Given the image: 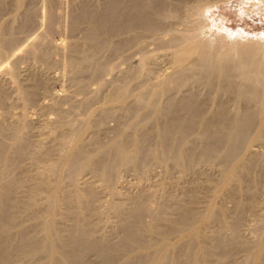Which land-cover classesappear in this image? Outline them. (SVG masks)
Segmentation results:
<instances>
[{"label": "bare ground", "instance_id": "6f19581e", "mask_svg": "<svg viewBox=\"0 0 264 264\" xmlns=\"http://www.w3.org/2000/svg\"><path fill=\"white\" fill-rule=\"evenodd\" d=\"M4 1L0 6L7 5ZM45 1L41 16L51 31L56 0ZM210 1L72 3L68 24L81 37L67 45L61 41L56 48L64 52L69 76L84 96L69 112H58L53 124L56 143L37 146L25 131L26 122L0 118V264H92L88 252L100 264H213V253H224L238 240V228L226 222L222 206L212 203L201 211L193 207L202 187L197 182L191 194L175 198L174 206L155 201L142 188L121 193L116 187L119 170L140 177L151 164H160L167 172L189 173L200 163L218 160L220 177L206 178L212 196L229 187L242 195L258 180L254 168L264 169V154L247 152L250 142L264 134V46L248 38L225 47L221 38H207L196 8ZM13 5L12 20L0 23V62L13 55L14 29L30 28L37 13L34 0H15ZM176 23L183 27L176 29ZM148 42L168 60L170 71L161 78L155 74ZM130 46L139 55L136 64L121 52ZM25 50L51 62L46 43ZM115 54L126 65L103 94L101 75L110 70ZM5 72L23 103L33 102L41 81L33 77L26 87L17 81L14 66ZM91 80L98 87L88 94ZM2 92L0 86V108L5 103ZM99 98L102 103L92 108ZM81 109L87 111L83 118L69 116ZM111 117L117 125L108 128L105 122ZM22 157L41 170L31 173L21 167ZM84 172L101 188L84 177L79 181ZM102 191L108 195L105 202ZM236 205L237 212L246 206ZM109 214L115 224L102 233L99 221ZM211 222L229 230L230 236L219 241V235H208L202 227ZM114 233L117 240L112 239ZM247 258L244 264H264V234Z\"/></svg>", "mask_w": 264, "mask_h": 264}, {"label": "rangeland", "instance_id": "374dc122", "mask_svg": "<svg viewBox=\"0 0 264 264\" xmlns=\"http://www.w3.org/2000/svg\"><path fill=\"white\" fill-rule=\"evenodd\" d=\"M78 1L79 0H56L54 8V28L51 31H47V19H43L41 16V14L44 13L46 1L34 0L37 13L33 25L26 30L14 29L13 35L17 39V43L11 49L13 55L3 58L0 62V86L3 91L2 96L4 95L3 98L5 102L3 107L0 108V118H2L4 122L8 120L7 123L26 122L28 125L25 131L30 135V140L32 142L34 141V144L37 146L49 147L56 143V131L54 130L53 124L57 120L58 112H69L70 107L76 105L84 96V93L78 89L77 85L69 76V71L65 66L64 52L56 48L58 44L60 45L61 41H63V44L67 45L81 37V32L78 31V29L72 31L68 24L70 6L72 3L74 4ZM4 2H7V5L4 3V6H0V23L12 20V6H14L13 3L15 0H5ZM195 2L196 1H192L189 4H194L195 6ZM196 10L199 16L201 15V18L203 17L201 19L202 31L207 38H221L225 47L229 46L230 43L234 41L243 42L248 40V38L257 40L262 47L264 46V0H211L205 6H199ZM18 18L19 16L15 18V21L18 20ZM174 26L178 30L183 27L180 23H176ZM41 42L46 43L50 51L49 60H51V62L47 63L39 57H33L25 53L27 47L41 44ZM152 44V42H148L146 49L153 53L155 61L154 67L156 68L155 74L158 78H161L170 71L169 63L167 62L168 60L162 56L163 54L160 52L161 49L157 51L155 45ZM121 52L129 55L128 61L132 64L138 63L139 55L136 52L135 46L126 47ZM112 57L110 58L111 61H108L112 67L101 75L104 84L102 86L103 90H101L103 94L109 90L111 81L119 76V70L123 69L126 65L123 63L122 56H116L115 54L114 57ZM11 66H14L17 81L22 86L30 87L33 83V77L41 81L36 88L35 97L33 102L30 103L31 105L23 103L16 90L15 83L5 72V69ZM97 87L96 81L91 80L88 82L86 91L88 94L93 93ZM101 103L102 99L99 98V100L92 103L91 106L93 108ZM4 110L6 111L3 112ZM115 111L119 114L118 110ZM86 112L87 111L81 109L75 113H69V116L72 118H83ZM1 113L3 114L1 115ZM105 125L108 128H112V126L114 127L117 125V119L113 117L108 118ZM99 132L101 133V137L105 138L101 128ZM40 134L42 135L40 136ZM89 136L90 132H86L84 134V139L87 140ZM247 152L250 155H252V153L264 154V134L261 140L250 142L247 146ZM218 163L221 164L218 160H215L213 163H200L196 166L194 172L189 173H179L175 169L167 172L160 164H151L144 170L143 175L140 177L136 176L133 171L119 170L117 172L119 174V181H117L116 187H118L121 193H132L142 188L146 190L150 196H153L155 201L164 205L169 204L168 206H170L171 204V206H174L176 197L188 196L189 193L191 194V189L195 184H201V190L195 194L193 207L201 211L208 204L212 203L217 206H222L225 209V215L227 217H225L226 222L228 224L233 223L234 226L238 228V240L228 244L224 253H222V249L218 252L214 251L216 253H213L211 262L213 264H244L248 262L247 257L255 249L257 241H259L260 237L264 234V169L254 168L252 173L254 172L253 175L254 177L256 175L258 180L254 182V187H252L253 182H251L252 186L249 185L242 195L240 194L241 191L229 187L226 190H220L217 196H212V184L211 186H206V178H210L214 181L218 180L220 177V165ZM20 164L21 167L29 169L31 173H37L36 171L41 170L40 166L38 167V165H36L35 167V164H31V160L28 157H22L20 159ZM82 177L94 183L95 187L101 188L100 183L90 173H82L79 181L83 179ZM259 181L261 183H258ZM134 185L135 188H133ZM246 186H248V184H246ZM167 195L169 196L168 198ZM107 199L108 195L106 191H102V202H105ZM237 202L246 204L240 212H237ZM113 219L114 217L109 214L106 218H102V220L99 221L98 227L102 233L105 232L108 227L110 228L115 224ZM202 230H206L208 235H219L216 237L219 241L223 238L227 239L230 236L229 230L224 229L222 226L220 227L218 222L204 224ZM117 235V233H114L112 239L117 240ZM210 249H212L213 252L214 247H210ZM90 253L92 255L89 256ZM94 256L95 254L93 252H88L86 254V258H88V260L90 259L92 264H100L98 263V258Z\"/></svg>", "mask_w": 264, "mask_h": 264}]
</instances>
